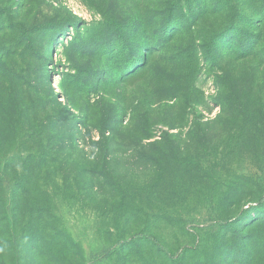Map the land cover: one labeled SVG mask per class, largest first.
Returning <instances> with one entry per match:
<instances>
[{"label": "rangeland", "instance_id": "obj_1", "mask_svg": "<svg viewBox=\"0 0 264 264\" xmlns=\"http://www.w3.org/2000/svg\"><path fill=\"white\" fill-rule=\"evenodd\" d=\"M0 61V264H264V0H0Z\"/></svg>", "mask_w": 264, "mask_h": 264}, {"label": "trees", "instance_id": "obj_2", "mask_svg": "<svg viewBox=\"0 0 264 264\" xmlns=\"http://www.w3.org/2000/svg\"><path fill=\"white\" fill-rule=\"evenodd\" d=\"M249 38H250L251 40H253V41H256V40L259 41V37H258V36H255V37H254V35H253V36H250ZM254 39H255V40H254ZM0 63H1V61H0ZM0 74L2 75V68H0Z\"/></svg>", "mask_w": 264, "mask_h": 264}]
</instances>
